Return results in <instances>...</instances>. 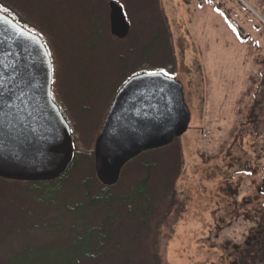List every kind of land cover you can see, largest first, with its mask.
<instances>
[{"label": "rangeland", "instance_id": "374dc122", "mask_svg": "<svg viewBox=\"0 0 264 264\" xmlns=\"http://www.w3.org/2000/svg\"><path fill=\"white\" fill-rule=\"evenodd\" d=\"M114 3L130 26L125 39L111 31ZM0 6L48 38L42 41L54 62L53 100L81 142H96L132 77L160 73L184 86L192 118L173 146L179 160L155 152L159 167L149 173L148 195L162 209L150 220H162L169 208L165 226L157 234L154 225L143 231L138 221L146 219L130 218L118 204L148 173L126 167L113 190L116 203L87 209L95 226L113 218L110 246L119 254L89 264H138L154 242L160 264H264V0H0ZM171 181L175 204L161 203ZM79 200L43 204L35 192L0 182V264H34L36 251L63 255L74 238L67 232L82 214L68 217L66 209Z\"/></svg>", "mask_w": 264, "mask_h": 264}, {"label": "water", "instance_id": "95a60500", "mask_svg": "<svg viewBox=\"0 0 264 264\" xmlns=\"http://www.w3.org/2000/svg\"><path fill=\"white\" fill-rule=\"evenodd\" d=\"M111 31L130 34L123 8L111 7ZM0 80L22 97L0 130V179L52 182L69 170L74 143L52 96L53 64L42 39L0 12ZM184 86L160 73L140 74L118 91L95 142V173L115 187L141 154L172 145L190 129Z\"/></svg>", "mask_w": 264, "mask_h": 264}, {"label": "trees", "instance_id": "16d2710c", "mask_svg": "<svg viewBox=\"0 0 264 264\" xmlns=\"http://www.w3.org/2000/svg\"><path fill=\"white\" fill-rule=\"evenodd\" d=\"M0 10L3 11L5 15L13 19L17 24H19L26 30L38 34L41 39L48 40L42 29L25 23V20L20 16L19 13L11 9H5L1 6ZM51 60L53 61V57H51ZM125 83L126 81L122 84V86ZM63 115H65L64 112ZM72 137L74 143L73 162L69 170L61 178L52 182L31 183L6 181L0 179V182L2 183L18 185L26 191L29 190L35 192L36 201L39 203L53 204L54 201H70L72 199L77 198H79V201H81L77 203L75 202L76 205L74 207L70 206L66 209L65 214L68 217L70 215H75L80 211L82 214L81 217H79L72 224V227H70L67 232L68 235H72L74 236V238L67 244H64V248L62 250L65 251L63 255L58 254L57 256H54L53 252L44 253L41 251H36L34 264H89L95 261L99 262L102 259L112 260L116 255L119 254L120 247L113 248L110 246V230L111 225L113 223V218L109 216L105 219L107 225L105 227H98L93 225L90 222L89 217H87L88 208H94L99 210L101 208L103 209V207H110L116 203V198L113 196V190L116 186L105 187L98 181L96 177L94 155L95 140L91 141L84 139L81 142L78 139L79 136L77 135V133H74L73 131ZM174 144L175 142L165 148L154 151H148L141 154L136 159L128 163L122 171L123 175V173L126 171V167H130L133 165L142 170H148V173L145 172L147 174V177L140 183H138V185L136 186V190L131 195L122 198L121 202L118 201V204H121L123 202L127 206L128 216L130 218L136 219L142 216L146 219L141 222L138 221V228L143 229V231L150 230V228H153L154 225L157 228V230H155V234H157L159 233L158 231L161 229V227L165 226L164 224L168 217L167 210L169 208L165 207L166 213L164 214L162 220H156L155 222L150 220L154 215H157L158 213L161 214L160 212L162 211V209L161 206H153L154 204L151 203V199L148 195V189L151 185L150 181L151 183H153V180H151V175L149 173L159 167V164L155 165L154 163L155 152L162 153L165 151H170L169 153L165 154V156L173 157L174 161L178 159L179 151L173 149ZM149 157L151 158L150 160ZM174 180L175 179H173L172 181ZM165 189L166 190L162 189L163 191L161 192V203L164 200H167L169 205L175 204L173 182L168 183ZM259 192L261 195H264V191ZM119 206L122 207L121 205ZM120 214L121 213H119V215ZM146 236H148V234ZM148 243L147 245H149ZM152 244H154V246ZM152 244L151 246L153 247L154 251L147 254V258L140 259L138 261V264H160L161 257L159 252L155 248L157 247V242H154ZM143 257L146 256L144 255Z\"/></svg>", "mask_w": 264, "mask_h": 264}, {"label": "snow or ice", "instance_id": "6c2138e0", "mask_svg": "<svg viewBox=\"0 0 264 264\" xmlns=\"http://www.w3.org/2000/svg\"><path fill=\"white\" fill-rule=\"evenodd\" d=\"M21 98L15 89L8 88L7 84L0 80V130L5 127L6 118L13 115L12 109L16 107V101Z\"/></svg>", "mask_w": 264, "mask_h": 264}, {"label": "flooded vegetation", "instance_id": "af4514ba", "mask_svg": "<svg viewBox=\"0 0 264 264\" xmlns=\"http://www.w3.org/2000/svg\"><path fill=\"white\" fill-rule=\"evenodd\" d=\"M111 4V3H110Z\"/></svg>", "mask_w": 264, "mask_h": 264}]
</instances>
